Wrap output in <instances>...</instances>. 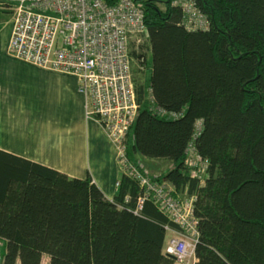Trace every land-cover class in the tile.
<instances>
[{
    "label": "trees",
    "instance_id": "obj_1",
    "mask_svg": "<svg viewBox=\"0 0 264 264\" xmlns=\"http://www.w3.org/2000/svg\"><path fill=\"white\" fill-rule=\"evenodd\" d=\"M133 1L146 38L130 54L150 74L134 79L128 159L169 162L157 180L195 198L194 264H264V0H196L204 29L178 0ZM191 147L205 168L186 166ZM142 194L123 170L110 201L90 176L0 152V264H176L165 246L180 229L151 201L136 213Z\"/></svg>",
    "mask_w": 264,
    "mask_h": 264
},
{
    "label": "built area",
    "instance_id": "obj_2",
    "mask_svg": "<svg viewBox=\"0 0 264 264\" xmlns=\"http://www.w3.org/2000/svg\"><path fill=\"white\" fill-rule=\"evenodd\" d=\"M174 5L182 8L187 28L206 27L196 0H178ZM0 8L13 15L9 53L33 66L78 79L87 117L98 122L114 143L121 169L143 192L135 212L147 201L153 202L180 229H169L165 254L176 264H194L195 198L176 197L165 182L148 175L127 156V139L140 109L130 53L133 43L139 45L146 38L143 7L133 0L112 5L107 0H0ZM186 166L194 168L188 159Z\"/></svg>",
    "mask_w": 264,
    "mask_h": 264
},
{
    "label": "crops",
    "instance_id": "obj_3",
    "mask_svg": "<svg viewBox=\"0 0 264 264\" xmlns=\"http://www.w3.org/2000/svg\"><path fill=\"white\" fill-rule=\"evenodd\" d=\"M11 34L12 27L5 38L0 32V152L73 179L90 176L112 201L122 170L118 152L99 123L87 117L78 79L14 58ZM138 158L148 169L150 162H160Z\"/></svg>",
    "mask_w": 264,
    "mask_h": 264
},
{
    "label": "rangeland",
    "instance_id": "obj_4",
    "mask_svg": "<svg viewBox=\"0 0 264 264\" xmlns=\"http://www.w3.org/2000/svg\"><path fill=\"white\" fill-rule=\"evenodd\" d=\"M155 1H156V4L161 9H164V1L165 0H155ZM12 19H13V15L11 14L10 10H8L6 8H0V32H1V34L4 35V38H5L6 34H8L9 31L11 30V27L13 28ZM9 23H10L11 27L7 26V25H9ZM131 49L133 51V50H135V47H133L131 45ZM133 60L134 61L132 62V68H133L134 79L136 80L138 85H146V84H148V79H149V74H150L148 66H144L143 67L142 65H140L138 63V61L136 59H133ZM111 143L114 145V143L112 141H111ZM115 148H116V146H115ZM117 152H118V149H117ZM187 159L190 160L193 163V165H194V168H192V170L195 169V168H198L199 170L202 169V167L205 168V166L200 163L198 157L195 154L194 148H192V147H191V149L189 151ZM136 160H137V165H139L140 168L142 167L141 169H143L146 173H148V175H152V176H154V174H157V175H161L162 174L163 175L169 169H171V164L169 162H166V161H162V162L160 161L158 163L150 162V166L152 168L148 169V168H145L144 163L140 161L141 160L140 158H138ZM147 169L150 170V171H148ZM152 170L154 172H152ZM201 175H204V173H202ZM169 236H170V234L167 235L166 242L169 240ZM3 250H4V244L2 242H0V263L2 261ZM48 263H49L48 257H46V256L43 257L42 264H48Z\"/></svg>",
    "mask_w": 264,
    "mask_h": 264
}]
</instances>
